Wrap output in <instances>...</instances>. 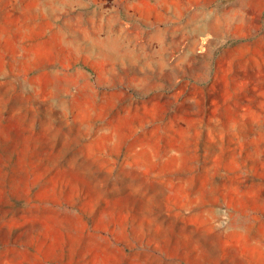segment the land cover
I'll use <instances>...</instances> for the list:
<instances>
[{"label": "rangeland", "instance_id": "1", "mask_svg": "<svg viewBox=\"0 0 264 264\" xmlns=\"http://www.w3.org/2000/svg\"><path fill=\"white\" fill-rule=\"evenodd\" d=\"M0 264H264V0H0Z\"/></svg>", "mask_w": 264, "mask_h": 264}, {"label": "bare ground", "instance_id": "2", "mask_svg": "<svg viewBox=\"0 0 264 264\" xmlns=\"http://www.w3.org/2000/svg\"><path fill=\"white\" fill-rule=\"evenodd\" d=\"M194 19V23L192 24V19ZM209 25L208 23V18L205 15V13H202L200 17L198 15L194 14L192 17L189 19L186 25L185 32L188 33L189 35H193L203 29H205Z\"/></svg>", "mask_w": 264, "mask_h": 264}]
</instances>
